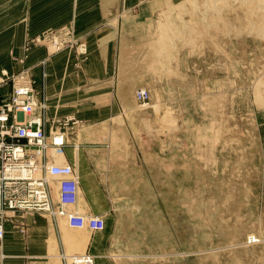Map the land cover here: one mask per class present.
Listing matches in <instances>:
<instances>
[{
	"label": "rangeland",
	"instance_id": "374dc122",
	"mask_svg": "<svg viewBox=\"0 0 264 264\" xmlns=\"http://www.w3.org/2000/svg\"><path fill=\"white\" fill-rule=\"evenodd\" d=\"M206 1L158 0L143 17L134 15L140 4L109 16L117 30L115 68H130L132 75H116L123 82L117 86L115 107L106 106L113 99L101 91L85 93L88 101L77 114L99 121L91 127L71 114L65 116L73 119L64 128L65 117L57 109L47 115L49 102L39 101L47 104V131L51 126L66 131L62 160L77 172L82 142L141 149L147 155V185L93 187L87 205L79 183L70 209L103 217L99 231L70 227L65 217L32 211L4 222V236L17 233L27 244L33 219L40 217L49 225L41 239L49 250L43 264H71V256L83 254L94 264H264V35L250 33L231 16L207 26L211 9H205ZM63 26H69V33L58 32ZM63 26L45 30L57 37L56 48L42 39L43 31L25 39L22 54L8 50L9 59H0V78L2 70H26L38 93L32 68L22 66L36 46H44L47 57L65 51V73L84 67L89 59L85 39L76 35L73 21ZM38 36L40 41H30ZM14 64H22L20 70ZM2 83L11 93L13 82ZM140 89L148 95L143 103L136 96ZM102 164L98 161L97 169ZM51 183L56 208L57 185ZM56 224L66 245L63 253L58 252L57 244L63 242L55 235ZM90 234L97 241L98 258L88 249Z\"/></svg>",
	"mask_w": 264,
	"mask_h": 264
},
{
	"label": "crops",
	"instance_id": "0c3cea01",
	"mask_svg": "<svg viewBox=\"0 0 264 264\" xmlns=\"http://www.w3.org/2000/svg\"><path fill=\"white\" fill-rule=\"evenodd\" d=\"M154 1L158 0H0V40L3 39L0 41V59H9L10 49L17 55L22 54L21 46L28 37L73 21L76 35L85 39L89 49V59L84 67L75 70V74L69 70L65 73L67 53L62 51L47 57L44 46L31 48L21 65L32 68V71L28 70L36 80L38 101L49 102L47 115L51 116L57 109V113L62 117L72 114L91 127L99 121L77 114L78 108L85 106L88 101V97H84L85 93L88 90L93 93L101 91L103 97L113 99V102L106 106L115 107L117 86L123 82L117 80L116 75H132L130 68L125 69L126 71L120 69L121 72L115 68L117 30L107 20L113 13L128 12L139 4L140 8L134 15L137 18L146 16ZM42 60L45 62L40 65ZM21 65L14 64L12 68L18 69ZM0 66L3 67V63H0ZM67 68L71 69L68 66ZM10 88L9 85L0 84V102L8 96ZM119 106L117 104V107ZM146 156L141 149L89 147L82 142L77 148L76 166L80 174L82 195L87 205L91 203L89 189L93 187L127 188L147 185ZM97 157H105V160ZM98 161L103 162L102 168L97 169ZM33 220L36 225L29 229L27 244L23 243L19 234L6 233L0 246V264H43L48 260V245L45 243L46 239H43L45 242L41 239L45 235L44 229L49 232V225L43 224L38 216ZM54 229L58 241H62L57 224ZM91 237L88 249L98 258L95 243L97 241L94 235ZM63 244H57L59 253L66 252V245Z\"/></svg>",
	"mask_w": 264,
	"mask_h": 264
},
{
	"label": "built area",
	"instance_id": "2783aa9c",
	"mask_svg": "<svg viewBox=\"0 0 264 264\" xmlns=\"http://www.w3.org/2000/svg\"><path fill=\"white\" fill-rule=\"evenodd\" d=\"M68 28L63 26L58 32L67 34ZM41 37L44 41L50 39L54 45L59 43L51 31L44 32ZM30 41H40L39 36ZM28 75L26 70L16 74L1 71L0 82L10 79L13 84L9 97L0 104V242L5 234L4 222L32 211L67 217L70 226L99 231L104 228L103 217L83 216L70 209L79 196L77 170L67 162L49 164L43 118L37 109L41 108L43 114L45 104L39 103ZM145 96L148 97L146 91H138L139 102L143 103ZM52 128L50 130L58 135V139L53 138L51 144L62 150L65 130ZM36 164L38 169H35ZM51 181L57 185L56 208ZM84 256L71 260L72 264H94L90 255Z\"/></svg>",
	"mask_w": 264,
	"mask_h": 264
},
{
	"label": "bare ground",
	"instance_id": "6f19581e",
	"mask_svg": "<svg viewBox=\"0 0 264 264\" xmlns=\"http://www.w3.org/2000/svg\"><path fill=\"white\" fill-rule=\"evenodd\" d=\"M194 2H192V3H194ZM195 4H196V2H195ZM194 6H193V9L196 8V10L194 9V11H197L198 7H196V5H194ZM204 7H205V9L207 8L208 10L211 9L210 10L211 11L210 14L205 13V11H203L204 15L208 14V15L205 16L206 19L204 20V21H206V25L207 26H215L218 22L226 21L225 18H227L228 16H231L232 19L235 18L236 20L238 19V20L244 22V24L246 25V28L250 31V33L251 32L252 33L255 32L256 35H260V36L264 35V0H207L205 2ZM198 13H199V10H198ZM198 18H200V16ZM200 20H203V19L200 18L199 21ZM227 20H229V19H227ZM173 28L174 27H171V29H173ZM175 30L176 29L174 28L173 31H175ZM240 30H241V28H240ZM168 31H169V29H168ZM176 31H178L177 34H179L180 31L178 29ZM249 31H247V32H249ZM44 32H46V31H44ZM165 36H168V34H165ZM168 38L171 39L170 34H169ZM53 46L56 48L55 45H53ZM138 91H146V90L140 89ZM138 91H137V93H138ZM137 93H136V96H137ZM137 99L139 101L138 97H137ZM141 106H145V104L141 105ZM37 109L39 110L38 112L41 114V116L43 118V127H44V130H45V133H46L45 135H46V144H47L46 152H47V156H48V161H50L49 164H51V162L56 163V164L66 163V161H63L62 163H58L57 162V160L58 161L59 160L62 161V159H63V154L61 153L62 150L61 149L59 150V149L55 148L51 144L52 143L51 141H53V138H57L58 139V135L53 133L50 130V127H49V129L47 131L45 125L48 122V118L45 117L40 112L41 108L37 107ZM72 119H73V117H65L63 119V122L65 124L64 128L68 126V124L72 121ZM51 127H53V126H51ZM65 141H66V137H65ZM50 149H52V150L49 151ZM35 169H38V165L37 164L35 165ZM52 185H54V184H52ZM83 216H89V215H83ZM91 216H95V215H91ZM65 218L68 220L67 217H65ZM68 224H69V222H68ZM70 227H73V226H70ZM90 231H92V230H90ZM3 238H2V240H3ZM2 240H1V242H2ZM1 242H0V245H1ZM84 255H86V254L71 256L70 257V261L71 260L73 261V259L84 258L85 257ZM71 264H72V262H71Z\"/></svg>",
	"mask_w": 264,
	"mask_h": 264
}]
</instances>
